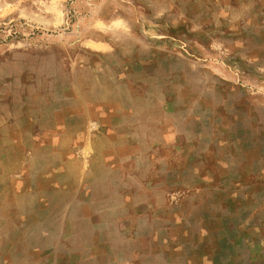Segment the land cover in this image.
I'll return each instance as SVG.
<instances>
[{
  "label": "rangeland",
  "instance_id": "374dc122",
  "mask_svg": "<svg viewBox=\"0 0 264 264\" xmlns=\"http://www.w3.org/2000/svg\"><path fill=\"white\" fill-rule=\"evenodd\" d=\"M123 56L145 65L151 105L172 77L177 115L201 118L180 139L198 142L181 145L180 168H153L143 197L132 160L136 183L91 184L103 225L56 226L53 150L102 127L113 107L83 99L104 94ZM173 169L181 181L165 187ZM0 264H264V0H0Z\"/></svg>",
  "mask_w": 264,
  "mask_h": 264
},
{
  "label": "crops",
  "instance_id": "0c3cea01",
  "mask_svg": "<svg viewBox=\"0 0 264 264\" xmlns=\"http://www.w3.org/2000/svg\"><path fill=\"white\" fill-rule=\"evenodd\" d=\"M125 56L121 58L124 71L118 70L117 73L113 71L109 79L104 84H100L106 87L104 94L94 100L83 99L89 103L94 102L113 107L110 112L108 111L109 114L104 116L105 121L102 127L95 128L94 133L82 131L81 137H83L80 143L75 141L72 132L70 134H73V138L64 137L59 144L55 145L53 152L58 151L62 157H65L58 170L61 172V178H58L55 184V189L60 190L59 193L63 198L62 212L56 226H76V222L80 223L79 226H82V223L86 226L103 225L104 220L100 218V215L102 211L106 213L108 208L106 206L102 208L94 203V195H98L99 198L101 190L96 188L93 194L91 184H103L117 193L121 191L122 188L119 186L122 184L136 183L133 172L128 175L126 169L132 160L135 167L144 166L145 168V172L137 179V184L141 189L137 190V193L141 192L143 197L144 190L148 194L153 188L150 180L151 170L163 168L165 173L170 170L169 168H180L181 164H176L174 157L178 151L182 150L181 145H187L192 150L194 149L192 141L195 144L198 142L196 135L193 136V140L189 138V144L188 141L180 139L181 126L186 122L188 124L198 122L201 118L190 112L183 116L177 115L179 105L174 99L179 94L172 77L165 80V85L161 88L162 98L159 102L151 105L147 95L142 97L148 91L149 84L152 83L149 79L151 76L144 64L126 59ZM143 58L149 59V56ZM175 74V72L171 73L172 76ZM166 87L173 88V91L163 90ZM135 102L136 107H134ZM118 104H122L123 108ZM152 110L155 111L153 116L150 115ZM159 110L161 116L157 118ZM96 117L89 119L94 124H98L101 120ZM156 128L161 134L160 141L153 142L148 135ZM193 133L197 134L196 131ZM165 149L172 151L171 160L163 156L159 158L154 154L156 150ZM191 162L189 160L187 165L189 166ZM173 171L177 175L173 173L159 177L161 181L163 180L165 187L181 181L180 172L176 169ZM96 173L97 176L92 178L91 176ZM125 190L126 193H133V186H128ZM148 206L150 207V204ZM42 209L37 206L35 210ZM123 209L125 214L131 215L138 211V206L126 203ZM148 211L142 208L140 213L144 214ZM29 216L32 214L30 213ZM41 224L38 219H33L34 226H47L45 223Z\"/></svg>",
  "mask_w": 264,
  "mask_h": 264
}]
</instances>
